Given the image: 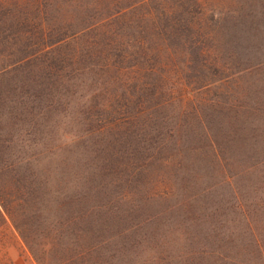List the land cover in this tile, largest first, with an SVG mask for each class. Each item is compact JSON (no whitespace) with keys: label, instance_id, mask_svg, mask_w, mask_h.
<instances>
[{"label":"rangeland","instance_id":"obj_1","mask_svg":"<svg viewBox=\"0 0 264 264\" xmlns=\"http://www.w3.org/2000/svg\"><path fill=\"white\" fill-rule=\"evenodd\" d=\"M98 1L0 0V64L22 61L0 77V163L17 126L87 133L14 166L41 263L5 218L0 264H264V0ZM119 45L125 83L103 66Z\"/></svg>","mask_w":264,"mask_h":264},{"label":"clouds","instance_id":"obj_2","mask_svg":"<svg viewBox=\"0 0 264 264\" xmlns=\"http://www.w3.org/2000/svg\"><path fill=\"white\" fill-rule=\"evenodd\" d=\"M91 101V95L83 97L81 103L88 104ZM70 117L63 113L57 114L53 121L55 127L50 130V139L34 141L26 127L17 126L12 130V139L9 142V151L6 159L13 166L28 165L35 174H38L46 166H51L63 159V153L66 149H72L87 139L86 132H80L78 129L69 130L68 121ZM9 126L8 112L4 111V117L0 119V127L7 131ZM83 162H87L85 157ZM44 179L43 175H40ZM56 182V174L49 167V184ZM83 179L74 176L67 183L66 194L82 190Z\"/></svg>","mask_w":264,"mask_h":264},{"label":"trees","instance_id":"obj_3","mask_svg":"<svg viewBox=\"0 0 264 264\" xmlns=\"http://www.w3.org/2000/svg\"><path fill=\"white\" fill-rule=\"evenodd\" d=\"M95 3L99 4L98 0H95ZM90 28H94L90 26ZM96 48L98 44L96 41L92 42ZM112 48V47H110ZM89 51L85 53V57L89 59ZM92 55V54H91ZM131 56L126 52V49L119 46L115 47L114 53L111 54L109 59H107L105 65L106 72L110 70H116L120 74V77L124 76L127 70H130L134 67L131 63ZM144 59L147 61L148 57L145 56ZM22 61L16 60L11 61L8 64H0V77L8 73H12L18 71L20 69V64ZM3 64V65H2ZM100 66H102L100 64ZM149 70V69H146ZM122 81L125 83L127 81V77H122ZM124 85V84H123ZM123 87H133L131 85L120 87L121 90L127 91ZM140 88V84L137 89ZM1 107V103H0ZM17 170L10 163H0V222H4L5 218L8 219L10 224L12 225L14 231L20 237V239L25 243L28 251L31 253L34 260L39 261L38 257L35 255L34 250L32 249L29 241H27L28 235H26V221L28 215H23L22 203L28 201L29 199L36 200L38 197L33 196L32 194L35 192L32 189L31 180L23 179V181L17 178ZM31 195V196H30ZM18 207V208H16ZM41 263V262H40Z\"/></svg>","mask_w":264,"mask_h":264}]
</instances>
